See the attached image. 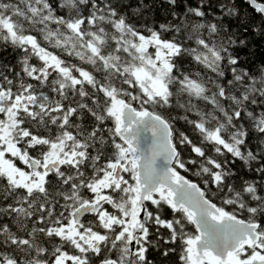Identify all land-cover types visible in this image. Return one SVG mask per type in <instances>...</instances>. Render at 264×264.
Wrapping results in <instances>:
<instances>
[{"label":"snow or ice","instance_id":"6c2138e0","mask_svg":"<svg viewBox=\"0 0 264 264\" xmlns=\"http://www.w3.org/2000/svg\"><path fill=\"white\" fill-rule=\"evenodd\" d=\"M0 264H264V0H0Z\"/></svg>","mask_w":264,"mask_h":264}]
</instances>
